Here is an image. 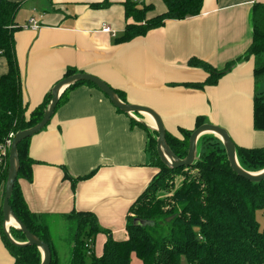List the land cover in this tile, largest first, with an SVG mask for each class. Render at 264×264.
<instances>
[{"label": "crops", "instance_id": "crops-1", "mask_svg": "<svg viewBox=\"0 0 264 264\" xmlns=\"http://www.w3.org/2000/svg\"><path fill=\"white\" fill-rule=\"evenodd\" d=\"M8 1L20 3L12 34L26 116L72 69L122 93L126 104L155 112L173 137L207 124L223 128L236 146L264 147V131L253 129L261 79L255 80L256 60H243L252 41L253 6L264 0H204L199 16L167 21L119 44L115 40L131 23L124 17L125 0ZM133 1L150 7L146 19L166 11L162 0ZM32 18L37 31L25 28ZM102 25L113 36L103 34ZM192 58L218 71L238 62L215 85L196 89L191 86L202 84L207 73L189 67ZM6 73L0 57V77ZM139 117L152 132L146 116ZM148 142L129 116L86 84L72 88L47 127L30 139L32 178L18 185L29 212L44 226L58 264H70L73 213L92 214L114 241L128 238V210L158 174ZM107 237L100 233L93 239L92 255H102ZM0 264H14L1 237ZM130 264L142 263L132 255Z\"/></svg>", "mask_w": 264, "mask_h": 264}, {"label": "trees", "instance_id": "trees-1", "mask_svg": "<svg viewBox=\"0 0 264 264\" xmlns=\"http://www.w3.org/2000/svg\"><path fill=\"white\" fill-rule=\"evenodd\" d=\"M162 1L166 11L146 19L150 7L125 0L124 17L126 21L131 20V23H126L122 36L115 43H127L143 37L149 31L161 28L167 21H182L199 16L204 0ZM19 7L20 3L0 0V57L7 64V73L0 77V142L8 139L11 134L15 135L37 125L52 97L50 91L43 102L26 116L28 105L23 98V81L15 60L12 34ZM251 23L252 41L243 60L257 59L264 53V4L257 3L253 6ZM237 62H231L218 71L207 63L190 59L189 67L202 69L207 73L202 84L191 87L202 89L215 85ZM263 73L264 64L257 60L255 80L264 77ZM76 74L79 73L67 69L60 81ZM83 84L95 88L87 83L73 85L62 93L56 109L66 101V95L72 88ZM114 93L125 103L122 93ZM130 123L146 132L149 139L147 151L156 161L154 166L158 169V174L128 210V238L125 241H114L108 232L98 227L95 217L90 213L71 215L74 247L70 264H130L132 255L142 264H264V231L259 230L255 217L258 210L264 215V181L251 183L237 176L229 167L222 143L207 135L199 138L196 159L190 167L167 168L160 162L155 151L157 134L131 119ZM253 129L264 131V95L256 96L253 100ZM191 133L180 130L181 138L165 134L168 148L178 159L186 157ZM30 139L17 146L19 170L9 206L29 233L49 247L50 264H58L44 226L29 212L18 185L19 180L30 182L32 178L33 161L27 154ZM235 156L239 166L246 172L257 173L264 170V147L243 148L235 145ZM7 174L8 162L0 175V186L5 185ZM136 219L152 223V226L135 227L133 221ZM1 222L0 208V237L13 263L41 264L38 249L33 246L12 245ZM10 233L17 241L25 242L24 235L19 230L11 228ZM100 233L108 235L102 255L87 257L85 244L88 240L93 241Z\"/></svg>", "mask_w": 264, "mask_h": 264}, {"label": "water", "instance_id": "water-1", "mask_svg": "<svg viewBox=\"0 0 264 264\" xmlns=\"http://www.w3.org/2000/svg\"><path fill=\"white\" fill-rule=\"evenodd\" d=\"M77 83H87L93 85L97 90H99L103 95L107 97V99L115 109H117L118 111L129 117H131V115L149 116L154 124L153 132L157 134V141H156L157 156L160 162L167 168L177 169V168L190 167L196 159V152H197L196 147L199 138L205 135H212L218 138L222 143L225 149V154L229 167L237 176L251 183H260L264 181V170L257 173H250L244 171L239 166L235 156V144L232 142V140L230 139V137L228 136L225 130L207 124L199 126L196 130H194L191 133L189 137L186 157L182 160L178 159L173 155V153L170 151V149L166 144V140H165L166 131L163 127L161 119L155 112H153L148 108L128 105L126 103L121 102L117 97V95L114 93V91L107 84H105L104 82L93 76L87 74H76L70 76L58 82L52 88L51 90L52 97L47 108L44 111L41 121L34 127L25 131L17 132L15 135H13L9 149V154H8V174H7V180L4 185V196L1 207L3 231L12 245L18 247H25V246L36 247L41 254V264L51 263V252L49 247L45 243L39 241L37 238H35L29 233L26 227L13 215L11 208L9 206V199L11 197L14 184L17 180V175L19 170L17 146L22 141L32 138L34 135L38 134L47 127L55 112V109L59 102V98L62 95V93L66 89L72 87ZM11 219L14 221L16 226H9V227L12 229L19 230L24 235L25 242L23 244H18L14 242L10 237V231H8L9 229L7 230L6 224ZM147 225L152 226V223H148L137 219L133 221V226L135 227H145Z\"/></svg>", "mask_w": 264, "mask_h": 264}, {"label": "rangeland", "instance_id": "rangeland-1", "mask_svg": "<svg viewBox=\"0 0 264 264\" xmlns=\"http://www.w3.org/2000/svg\"><path fill=\"white\" fill-rule=\"evenodd\" d=\"M256 61H260L264 64V53L260 54L257 59H255ZM264 74V73H263ZM261 74V76L263 75ZM261 80H259V87H261L262 89L259 90V93L257 96H262L264 95V77L260 78ZM140 115H131L130 119L133 120L134 122L138 123V124H142L143 126H145L148 130H149V127L145 124L144 122V119L139 117ZM144 118H147V117H144ZM148 120V119H147ZM205 121H207V119H205ZM218 127V126H217ZM220 128V127H219ZM223 129V128H221ZM207 136H212V135H207ZM213 138H216L215 136H213ZM217 140H219L218 138H216ZM157 141V137L155 139V142ZM220 141V140H219ZM213 145H214V141H213ZM198 150L200 151L201 150V147L199 146L198 147ZM155 151H156V145H155ZM8 162V161H7ZM3 196H4V184H2L0 186V208L2 207V202H3ZM255 217H256V221L258 222V225H259V230L260 231H264V215L262 214V211L261 210H258L256 213H255ZM1 226L3 228V222H1ZM8 231H10V227H6ZM10 237L12 238V240L18 244H23L24 242H19L17 241L16 239H14L12 236H11V233H10ZM63 248H66L65 245H63ZM41 255V254H40Z\"/></svg>", "mask_w": 264, "mask_h": 264}, {"label": "built area", "instance_id": "built-area-1", "mask_svg": "<svg viewBox=\"0 0 264 264\" xmlns=\"http://www.w3.org/2000/svg\"><path fill=\"white\" fill-rule=\"evenodd\" d=\"M26 29H30L32 31H37L39 29L38 23L35 21L34 18L30 19L27 26H25ZM101 32L103 34H109L113 36V32L111 31L110 27L107 25H102L101 26ZM13 135H9L8 139H6L3 142H0V175L3 173V171L6 168L7 161H8V154H9V149L11 145V140H12ZM91 244L92 240H88L87 243L85 244V251L87 257L91 256Z\"/></svg>", "mask_w": 264, "mask_h": 264}, {"label": "bare ground", "instance_id": "bare-ground-1", "mask_svg": "<svg viewBox=\"0 0 264 264\" xmlns=\"http://www.w3.org/2000/svg\"><path fill=\"white\" fill-rule=\"evenodd\" d=\"M147 117V119H148V121L154 126V124H153V121H152V119L149 117V116H146ZM148 123V122H147ZM6 226H16V224L14 223V221L11 219L10 221H8V223L6 224Z\"/></svg>", "mask_w": 264, "mask_h": 264}]
</instances>
